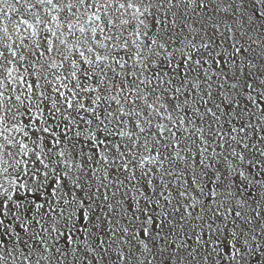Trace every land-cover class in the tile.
I'll return each instance as SVG.
<instances>
[{
    "label": "snow or ice",
    "instance_id": "1",
    "mask_svg": "<svg viewBox=\"0 0 264 264\" xmlns=\"http://www.w3.org/2000/svg\"><path fill=\"white\" fill-rule=\"evenodd\" d=\"M0 264H264V0H0Z\"/></svg>",
    "mask_w": 264,
    "mask_h": 264
}]
</instances>
